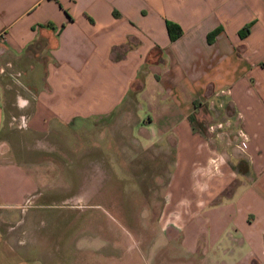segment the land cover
Instances as JSON below:
<instances>
[{"label": "crops", "instance_id": "1", "mask_svg": "<svg viewBox=\"0 0 264 264\" xmlns=\"http://www.w3.org/2000/svg\"><path fill=\"white\" fill-rule=\"evenodd\" d=\"M166 20L182 28L173 41ZM0 66V264H45L25 255V239L4 237L28 235L27 200L83 198L51 175L59 161L17 152L32 139L95 134L99 122L177 138L179 158L198 143L215 153L225 164L203 185L181 161L183 179H170L199 187L177 215L182 242L199 264H264V0H0ZM11 112L28 115L25 130ZM83 161L74 168L95 157Z\"/></svg>", "mask_w": 264, "mask_h": 264}, {"label": "rangeland", "instance_id": "2", "mask_svg": "<svg viewBox=\"0 0 264 264\" xmlns=\"http://www.w3.org/2000/svg\"><path fill=\"white\" fill-rule=\"evenodd\" d=\"M11 113L10 125L25 130L27 124L18 128L13 121L22 114ZM128 125L99 122L95 134L52 138L53 146L49 140L32 139L31 149L17 152L27 160L59 161L62 169L51 175L79 185L83 198L47 204L27 200L22 209L31 217L28 235L17 229L4 234L5 239L10 244L16 237L25 239L33 248L25 255L40 257L45 264H199L193 259L199 258L198 252L192 254L182 242L185 219L177 217L189 210L199 187L171 186L170 179L178 178L181 161L190 168L195 185H203L213 174L211 168L225 163L219 157L215 161L217 155L209 149L202 151L198 142L192 155L179 158V148L174 149L177 138H148L144 132L137 136ZM15 135L24 137V133ZM92 157L95 161L80 164L81 170L74 168L76 161Z\"/></svg>", "mask_w": 264, "mask_h": 264}, {"label": "trees", "instance_id": "3", "mask_svg": "<svg viewBox=\"0 0 264 264\" xmlns=\"http://www.w3.org/2000/svg\"><path fill=\"white\" fill-rule=\"evenodd\" d=\"M49 26L52 27L51 24H48ZM166 29L169 35L170 40H175L178 37L181 36L182 34V28L175 22L171 21V20H166ZM221 31V27H217L214 30H212L211 32H209L207 34V41L209 43H212L215 36ZM248 32V26L243 27L240 31H239V35L241 37H243L244 35H246V33Z\"/></svg>", "mask_w": 264, "mask_h": 264}, {"label": "built area", "instance_id": "4", "mask_svg": "<svg viewBox=\"0 0 264 264\" xmlns=\"http://www.w3.org/2000/svg\"><path fill=\"white\" fill-rule=\"evenodd\" d=\"M6 68L4 66H0V73H5ZM13 121L17 122L18 128H24L27 124V118L25 116H21L19 119L13 118Z\"/></svg>", "mask_w": 264, "mask_h": 264}]
</instances>
